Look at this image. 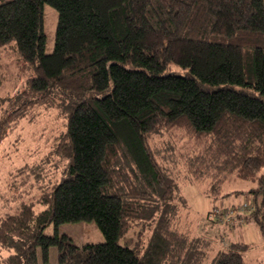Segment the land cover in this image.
Segmentation results:
<instances>
[{
    "label": "trees",
    "instance_id": "16d2710c",
    "mask_svg": "<svg viewBox=\"0 0 264 264\" xmlns=\"http://www.w3.org/2000/svg\"><path fill=\"white\" fill-rule=\"evenodd\" d=\"M45 4L58 12L52 53ZM11 43L34 74L23 106L0 118V144L29 108L59 93L76 103L55 149L67 161L61 177L29 202L31 178L1 190L0 264H39L38 248L46 262L52 247L57 264H202L212 241L174 227L175 182L149 143L177 128L200 150L188 177L209 196L229 197L237 179L257 185L244 206L214 207L204 228L246 211L264 236V0H0V48ZM91 220L104 242L80 248L57 229L44 234ZM223 239L215 264H246L249 245Z\"/></svg>",
    "mask_w": 264,
    "mask_h": 264
},
{
    "label": "rangeland",
    "instance_id": "374dc122",
    "mask_svg": "<svg viewBox=\"0 0 264 264\" xmlns=\"http://www.w3.org/2000/svg\"><path fill=\"white\" fill-rule=\"evenodd\" d=\"M43 18L46 36L45 52L52 53L56 43L58 12L51 5L45 4ZM14 46L15 44L11 43L6 48H0V118L7 112L23 106L26 102L23 97L26 82L34 74L31 68L19 60ZM172 69L178 70L176 67H172ZM75 100L74 97L69 98L59 93L57 103L53 106L35 105L29 108L24 117L18 121V125L12 129L8 138L0 144V207L4 203L1 190L13 188L14 180L21 181L24 178H31L28 182L29 185H33L31 192L28 194L23 192L24 201L29 202L41 193V186L51 184L53 180L61 177L67 161L55 149L61 143L63 132L66 131L68 116L76 103ZM149 143L165 172L175 182L173 203L176 206L171 214L174 227L178 232L194 238L199 243L204 235L212 241L210 245L205 243L200 246V249L205 250L202 264L216 263L217 255L226 249L221 248L226 242L223 239L224 236L228 239L229 244L233 242L248 244L249 249L244 254L245 262L246 264H258L264 252V236L256 221L250 214L245 213L246 211L238 214L234 212L229 220L215 226L209 222L207 230L204 228L206 216L214 207L220 210H230L251 202L252 198L247 191L251 187H256V183L240 179L226 183L224 189L227 192H232L229 196L230 200L215 199L207 194L208 185L205 182L192 181L188 177V173H190L188 160L194 159L200 150L185 130L180 128L161 130L159 133L149 136ZM25 166L29 167L27 171H31L35 166L36 176L32 177V174H26ZM17 170L26 172H21V175ZM17 203L14 202L12 205L15 206ZM5 205L3 209H5ZM35 209L39 211L42 206L36 204ZM245 216L247 218H244ZM56 229L58 235L70 236L80 248L105 241V236L95 220L68 222L57 227L54 224H49L44 229V234L51 236L56 232ZM37 253L39 264H57L58 250L56 247L50 248L46 262H44L43 254L39 248ZM197 253L198 255L203 254L202 252ZM194 254H196V250ZM8 255V251L0 252L1 258ZM256 257H259V261L255 260ZM194 259L198 260L195 255Z\"/></svg>",
    "mask_w": 264,
    "mask_h": 264
},
{
    "label": "crops",
    "instance_id": "0c3cea01",
    "mask_svg": "<svg viewBox=\"0 0 264 264\" xmlns=\"http://www.w3.org/2000/svg\"><path fill=\"white\" fill-rule=\"evenodd\" d=\"M225 200H230V198L227 197V199H223V201H225ZM227 240H228V239H227ZM255 260H256V261H259V257H256ZM262 263L264 264V252H263V254H262L261 261H260L258 264H262Z\"/></svg>",
    "mask_w": 264,
    "mask_h": 264
},
{
    "label": "built area",
    "instance_id": "2783aa9c",
    "mask_svg": "<svg viewBox=\"0 0 264 264\" xmlns=\"http://www.w3.org/2000/svg\"><path fill=\"white\" fill-rule=\"evenodd\" d=\"M248 206V205H245V207Z\"/></svg>",
    "mask_w": 264,
    "mask_h": 264
}]
</instances>
